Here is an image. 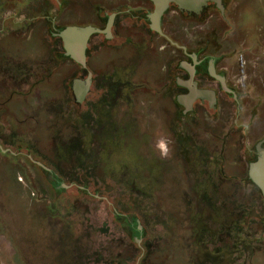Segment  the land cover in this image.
<instances>
[{
    "label": "rangeland",
    "instance_id": "obj_1",
    "mask_svg": "<svg viewBox=\"0 0 264 264\" xmlns=\"http://www.w3.org/2000/svg\"><path fill=\"white\" fill-rule=\"evenodd\" d=\"M101 1L0 0V19L22 23L27 14L53 40L52 32L85 26ZM82 117L52 157L29 155V143L10 146L27 155L0 151V264H230L229 249L261 239L254 228L264 224V204L242 203L249 188L214 186L217 165L201 162L180 120L164 161L151 154L160 122L144 139L143 124L136 136L131 123L100 130L99 121L87 126V109Z\"/></svg>",
    "mask_w": 264,
    "mask_h": 264
},
{
    "label": "flooded vegetation",
    "instance_id": "obj_2",
    "mask_svg": "<svg viewBox=\"0 0 264 264\" xmlns=\"http://www.w3.org/2000/svg\"><path fill=\"white\" fill-rule=\"evenodd\" d=\"M158 8L157 0H102L91 5L96 15L88 23L97 30L87 43L90 63L108 43L124 57L120 75L107 79L99 102L87 99V126L96 127L99 121L100 130H105L112 122L124 132L120 125L128 122L138 136L136 130L143 124L146 137L160 122L159 131L167 137L158 141L168 150L177 105L185 141L199 150L202 163L217 164L213 185L251 187L254 192L259 185L249 167L264 150V0H171L155 19ZM24 18L25 26L27 14ZM95 69L88 66L93 86L98 81ZM143 91L146 99H140ZM10 146L0 133V151L27 155ZM232 153L239 156L237 162ZM236 247L229 249L235 258L230 264H241L255 244Z\"/></svg>",
    "mask_w": 264,
    "mask_h": 264
},
{
    "label": "crops",
    "instance_id": "obj_3",
    "mask_svg": "<svg viewBox=\"0 0 264 264\" xmlns=\"http://www.w3.org/2000/svg\"><path fill=\"white\" fill-rule=\"evenodd\" d=\"M11 16L4 15L0 20V133L7 141H11L13 147L29 143L33 146L32 155L50 156L54 154L53 149L60 146L56 141H67L76 136L79 124H84L81 122L85 120L82 117L83 111L84 115L86 109L87 113L89 111L88 100L99 102L103 95V85L108 83L107 79L115 80L120 75L119 63L124 54L110 48L108 43L96 53L91 64L87 45L85 64H82L77 56L67 51L61 32L69 26L80 29L91 26L96 29L95 26L89 23L85 26L71 24L59 30V33L52 32L56 37L51 40L43 21L37 19L36 23H31L27 18L24 26V20L20 23ZM57 24L56 20L54 28ZM88 66L89 69L96 68L97 85H92ZM132 67L130 65L127 70ZM81 92L83 98L79 100L78 94ZM140 93V99H146V93ZM159 106L164 107L163 102ZM173 110L175 125L177 119L180 120V108L175 105ZM162 137H167L165 131ZM156 152L161 159L165 157L160 148L153 149L151 154ZM263 154L264 150L260 157ZM231 156L237 162V153ZM258 161L252 162L249 167V173L256 183L252 167ZM249 189L250 194L242 203L261 209L264 203L262 189L261 193L252 192L251 187ZM260 227L254 228V234L261 239L242 256L241 264H264V224ZM187 242L186 250L190 246V242ZM183 264L189 263L184 261Z\"/></svg>",
    "mask_w": 264,
    "mask_h": 264
},
{
    "label": "water",
    "instance_id": "obj_4",
    "mask_svg": "<svg viewBox=\"0 0 264 264\" xmlns=\"http://www.w3.org/2000/svg\"><path fill=\"white\" fill-rule=\"evenodd\" d=\"M171 0H157L159 5L158 10L155 12L154 17L158 19L161 14V9L164 5L169 3ZM178 3H183L185 0H174ZM200 4L206 2V0H198ZM96 31L91 26L80 29L76 26H69L61 32V36L64 39V44L67 51L77 56L76 58L82 63L85 64L84 52L88 43L89 36ZM79 98H83V93H79ZM252 173L257 183L260 185L262 192L264 194V154L259 158V161L255 163L252 167Z\"/></svg>",
    "mask_w": 264,
    "mask_h": 264
},
{
    "label": "clouds",
    "instance_id": "obj_5",
    "mask_svg": "<svg viewBox=\"0 0 264 264\" xmlns=\"http://www.w3.org/2000/svg\"><path fill=\"white\" fill-rule=\"evenodd\" d=\"M158 147L162 150V153L163 154H167V147H166V145L164 144L163 141L160 142V144L158 145Z\"/></svg>",
    "mask_w": 264,
    "mask_h": 264
}]
</instances>
